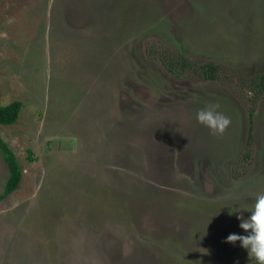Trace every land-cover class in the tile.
<instances>
[{"label":"rangeland","instance_id":"obj_1","mask_svg":"<svg viewBox=\"0 0 264 264\" xmlns=\"http://www.w3.org/2000/svg\"><path fill=\"white\" fill-rule=\"evenodd\" d=\"M261 74L264 0H0V264H256L224 241L264 194Z\"/></svg>","mask_w":264,"mask_h":264},{"label":"clouds","instance_id":"obj_2","mask_svg":"<svg viewBox=\"0 0 264 264\" xmlns=\"http://www.w3.org/2000/svg\"><path fill=\"white\" fill-rule=\"evenodd\" d=\"M219 108L218 103H209L196 113L197 122L214 135H223L231 125V119L218 111ZM237 219L239 228L246 234H229L224 242L233 245L239 242L240 247L247 250L250 260L264 264V194L256 197L253 210L246 219L242 214Z\"/></svg>","mask_w":264,"mask_h":264},{"label":"trees","instance_id":"obj_3","mask_svg":"<svg viewBox=\"0 0 264 264\" xmlns=\"http://www.w3.org/2000/svg\"><path fill=\"white\" fill-rule=\"evenodd\" d=\"M167 67L169 72L177 75V72L182 71L186 67L189 66V62L187 59L180 54H166L164 51L160 53L159 57ZM199 70L203 77L207 79H214L217 74V67L212 63H207L199 66ZM198 72V71H197ZM260 80L259 86L254 87V91H261L264 89V74H261L258 78ZM20 101L13 100L6 104H0V124H11L17 118L20 109ZM251 119V118H249ZM248 141H251L252 138V125L249 120L248 126ZM249 144V143H248ZM0 152L3 160L5 161L8 169V177L4 184L3 190L0 193V200L6 197L8 194L13 192L19 184L21 177V167L19 162L16 159L15 154L11 150V148L7 145V143L0 137ZM245 156L241 157L243 160L249 159L250 152L249 149H246Z\"/></svg>","mask_w":264,"mask_h":264}]
</instances>
